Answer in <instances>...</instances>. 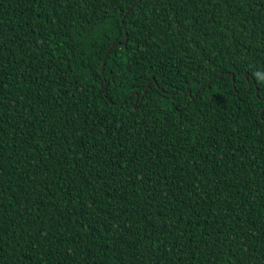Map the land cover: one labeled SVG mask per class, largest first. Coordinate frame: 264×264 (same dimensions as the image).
<instances>
[{
    "label": "trees",
    "instance_id": "16d2710c",
    "mask_svg": "<svg viewBox=\"0 0 264 264\" xmlns=\"http://www.w3.org/2000/svg\"><path fill=\"white\" fill-rule=\"evenodd\" d=\"M132 3L0 0V264H264V0Z\"/></svg>",
    "mask_w": 264,
    "mask_h": 264
},
{
    "label": "snow or ice",
    "instance_id": "6c2138e0",
    "mask_svg": "<svg viewBox=\"0 0 264 264\" xmlns=\"http://www.w3.org/2000/svg\"><path fill=\"white\" fill-rule=\"evenodd\" d=\"M139 2H140V0H133V3L130 4L129 7L132 8V7H134V6H135L137 3H139ZM149 86H150V85H149ZM261 91H264V90H261ZM256 96H257L258 98H260L262 101H264V97H260V93H259V92L256 93ZM129 100L132 101V104H133L134 106L138 103V101H136V100L134 99L133 94H132V93H129V95H128L127 97H125V98L121 101V104H122V105H123V104H127Z\"/></svg>",
    "mask_w": 264,
    "mask_h": 264
},
{
    "label": "water",
    "instance_id": "95a60500",
    "mask_svg": "<svg viewBox=\"0 0 264 264\" xmlns=\"http://www.w3.org/2000/svg\"><path fill=\"white\" fill-rule=\"evenodd\" d=\"M131 8H129L128 10H127V12L130 10ZM126 12V13H127ZM120 22H122V18H121V20H120ZM111 47H113V46H110V48ZM104 59H105V56H103V58H102V61H101V69H102V67H103V64H104ZM244 77H246V75H244ZM215 80V78H213L210 82H212V81H214ZM148 83H149V81L148 82H146V84H145V87H144V90H143V93H144V91L146 90V88H147V86H148ZM231 84H232V89L234 90V86H233V80H231ZM105 86V84H103V87ZM207 86V84H205V86H203V87H201L199 90H202L204 87H206ZM248 88H249V85L247 86ZM189 94V93H188ZM197 94V91H195L194 92V95H196Z\"/></svg>",
    "mask_w": 264,
    "mask_h": 264
}]
</instances>
